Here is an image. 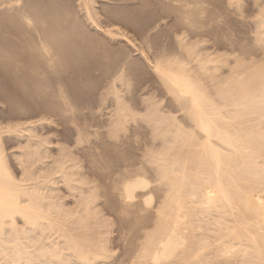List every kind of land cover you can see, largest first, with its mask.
Wrapping results in <instances>:
<instances>
[{
    "label": "bare ground",
    "instance_id": "bare-ground-1",
    "mask_svg": "<svg viewBox=\"0 0 264 264\" xmlns=\"http://www.w3.org/2000/svg\"><path fill=\"white\" fill-rule=\"evenodd\" d=\"M28 1L31 2L32 0H28ZM36 1L40 2V0H36ZM41 1L43 2V0ZM80 1H82L81 4L85 12L83 13V15L85 14L89 23L96 28V30L99 32V35L101 33L103 36L106 35L108 39L109 37L112 38L113 44H115L114 43L115 39L113 40V37L117 39L125 40L127 43H129V45L131 44L132 39L130 40L129 36L128 39V37L120 33L119 30H110V28H107L105 30L104 28H106L107 25L102 29V27H99L100 24L97 25L95 23L96 19L94 20V18L96 17L93 18L92 15V10H95L92 8L93 5H91V2H93L92 0H80ZM27 4L28 3H26L25 0H0V9L6 11L7 12V13L5 12L6 15L9 13L12 16V13H16V15H18V18L20 17V19L24 23L29 25L30 20L32 18L31 14L33 12L30 14L27 12L28 10L30 12V8H31L30 6L34 3L33 1L32 3H29L30 6H28ZM40 4L42 5L41 2L39 3V5ZM226 4L227 6H225L226 8L224 9L225 12L227 9L228 10L227 12H231L236 18L238 16L239 18L244 19V21L248 16V14L245 13L246 11L244 12V7L246 4L250 6L249 9L253 11L252 13L253 15L251 14L252 17L250 16L251 17L250 22L252 23V27H253L252 30L255 37L254 39L257 43V46L260 47L257 48V51L259 49L260 53L258 56L256 55L257 57L255 59L259 58V56L261 55V61L259 60L260 62L256 63L254 60H252V62L250 63V61L246 59L247 61H249V63H247L245 62L246 60L245 61L243 60L247 58L246 56L240 55L245 58L242 57L238 58L237 56L239 55L233 54L234 55L233 56L234 58L232 57V60L234 61L233 65L231 64V67H228L226 69L227 71L226 70L224 71L225 73L221 72V74H226V76L222 75L221 77L219 73L218 74L216 73L219 71L216 70L222 66H225V63H227L228 61L226 60L224 62L223 59H220L221 55H217L218 57H215L214 55L216 54H214L213 55L214 57H212L210 53H206L208 56H206V54L204 53L205 59L202 60V62L199 64V68L202 72L200 71L199 72L201 74L203 73L202 74L203 76L205 74L206 76L212 75L211 73L212 71L209 70V67H213V69L216 71L215 73L217 75H220L216 78L218 79L217 82L210 81V79H212L211 77L205 76V78H203L202 75L201 77H199L202 78L201 79L202 82L204 81L203 84L208 88H205V86H203L201 82L196 81L198 79L197 78L195 79V77L199 76L200 74L199 75L196 74L197 76L195 77L193 76V79L192 76L190 78V74L189 75L187 74L185 67L183 66V64L179 62L170 61L166 59L165 62H161V61L160 63L152 62L155 63L153 69L156 75L159 76L157 78L161 79L162 81L161 83H163V85L166 86L167 90L171 93V95L173 94L175 96L174 99H177L182 103V104L178 103L182 106V107L179 106L178 108H180L181 111L185 110L186 113H184L183 111L182 114L186 115L183 116H185L184 118L187 117L189 122L187 121L188 125H184V124L180 125V122L178 124V122L176 121L177 118L171 119V118H167L168 116L163 117L162 115L164 114L160 113L161 111L160 109H159L160 111L156 109L157 104L155 105V103L152 102L153 101L152 99L150 104H148L150 108L149 107L148 108L149 110L152 109L153 112L152 114L148 112L151 115L150 117L151 119L148 118L149 116L146 117L148 119L147 126L150 125V128H153L154 131H156L152 139L159 141L158 142L159 150L156 151V149H152V146H156V145H152L151 149L148 150L154 151L153 154H155L156 152V155L147 154V152H149L148 150L147 152L144 151L146 152L145 154H147L148 156L151 155L147 159H145L146 160L145 162H147V166L149 167H144L146 165L144 166L141 165L143 163L142 162L141 164L140 163L139 164L140 166L144 167L142 168L143 170L142 169L139 170L138 168L137 171L136 169L137 167H134L135 171H132V173H130L129 171L131 175H125V176H124L125 173L122 175V173L120 174L119 171H117L118 174H116L117 172L115 173L116 174L115 180H111L112 178L110 179L109 178L110 176L108 177V175L107 176L105 175L102 179H100L99 183H96L97 181L96 179L89 181L88 175L86 176V174H83V172H81L82 166L79 165L81 166L79 167L76 162L74 165L73 163L74 161H72L68 157V154H65V152L61 151L60 152L61 157L59 156L60 158L57 156L58 159L53 160L51 163L50 161H47L50 164L49 165L46 164L47 166L45 165V167L42 166V168H39L36 173V170H34V168H31L30 163L37 161L38 162L44 161L43 160L44 158L42 159L43 156V150H41L42 144L37 141H35L37 142L35 144H31L30 142L26 143L23 141L24 143H26V147H25L26 150L23 148V150L25 151L23 152L22 150L17 151L21 153L20 157H22V160L19 163L22 168L23 176L20 181H15V179L10 174L8 167L6 165L5 162L6 156L4 157L3 155V149L1 150L0 148V264H264V0H227ZM33 6L35 10V5H32V8ZM40 7L41 9L43 8L42 6ZM38 10L41 11L40 8H38ZM38 13L40 14V12ZM205 13L207 14L208 12ZM1 14H3V12ZM1 14H0V18L4 16V15L2 16ZM28 14L31 15L30 18ZM55 14H57V12ZM245 14L247 15L246 17ZM201 15H205V14H201ZM55 16L57 17V15ZM34 17L36 16H33V18ZM208 17L209 16H207V19ZM218 17L220 16H217L215 19L219 21ZM16 18L13 20V16H12V21H16L18 19ZM74 18H76V15ZM42 19L43 18H41L40 20ZM70 19H72V17ZM193 20L194 18L191 17V14L190 17L188 16L185 18V22L188 23H194L195 21ZM18 21L19 20H17V22ZM35 21L38 22L39 19ZM99 22L100 21H98V23ZM64 23L65 22H63V24ZM31 24H33V22ZM31 24L29 25L28 28H31L30 26H33ZM23 25L22 27H25V24ZM54 26L55 25H53V27ZM22 29H23L22 31H24V28ZM73 29L71 28L72 30L71 33L72 35L75 34V36L73 37H77L76 32H74L73 34L74 31ZM46 31H48L47 28ZM35 33L37 34V32ZM48 35H50V33ZM38 36L39 34H37V39L39 40H37V43H35L36 47L34 48L29 47V48H31L32 50L34 49L36 51L34 52L33 50L34 52L33 57L35 56L34 54H38V56L41 58L40 62L38 61L37 58L36 62H38V64H40L41 61H43L42 63L46 68L52 69L53 60H54L53 58L58 53L56 54L55 52V54H53L50 46L56 40V37L49 36V38L52 37H53L52 39L55 38V40L50 39L53 42L51 41L50 42L51 45L49 46L48 41L47 43ZM61 36L57 38L60 39L59 41L56 40L58 41V43L62 41V38L64 37L63 36L61 38ZM82 36L84 35L82 34ZM86 36L83 38L85 39ZM67 37H65L64 39H66ZM98 38L102 39L100 38V36ZM67 39L68 41L65 40L66 42L63 40L66 43V45H68L67 42H69V37ZM74 39L76 43L77 41H79L78 43L79 45L81 40H79V38L78 40H76V38ZM56 41L54 43L57 44ZM94 41L95 39L93 40V42ZM118 42L119 41H117L116 43ZM54 43L53 45L55 47L56 44ZM98 43H100L99 40ZM71 44L73 45V47H71L72 46ZM71 44L70 47L74 48L75 44L73 39ZM60 45L61 44L59 43V46ZM66 45H64L66 49L62 46L65 49V51L63 49L62 50L68 53L66 51L68 49L69 53H71V51L69 50V46ZM95 45H97V43ZM24 46L26 45L24 44ZM79 46H77V48ZM99 46L100 45H98V47ZM135 46L133 47V49L136 48ZM14 48L16 47L14 46ZM83 48H85L84 44H83ZM194 48L196 50V48L198 47L195 46ZM24 49L25 48H23V50ZM57 49L55 48V51H57ZM74 49H72V52L74 51ZM188 49L192 50V48H188ZM59 50L62 52L61 49ZM199 50L200 49H198V51ZM25 51L27 52L28 48L27 50L25 49ZM192 51H194V49ZM234 51L233 52L236 53L237 49H235ZM74 52L76 53V51ZM107 52L109 51L107 50ZM198 53H199L198 55H203V53L201 54L200 51ZM80 54L82 53L80 52ZM140 54L142 56V53ZM240 54H245V53H240ZM16 55L18 54L16 53L15 56ZM193 55L195 56L197 54L194 53ZM193 55L191 54V57L193 58L198 57V55L195 57ZM15 56L13 57V59H15ZM222 56H226V55L223 54ZM250 56H251L250 60L254 59V56L252 55ZM226 57L229 58L230 56L227 55ZM3 58L6 57H2V59ZM8 59L10 61L13 60L7 58V60ZM16 60L18 59H15V62ZM8 61H6V64H8L7 63ZM20 61L22 62V59ZM253 61L255 63H253ZM12 62H10L11 63L10 68L12 64L15 63ZM42 63L41 65H43ZM226 65H230L229 62ZM22 66L24 67V65ZM57 66L58 65H56L55 68H57ZM63 66L65 65L63 64ZM20 67L21 66H19V68ZM23 67L22 69L21 68L19 69L17 67V69L24 71L25 69H23ZM224 68H226V66ZM14 69L16 68H13V71ZM50 69L48 70L50 71ZM207 70L210 71L209 73L211 74L207 73L208 72ZM119 73H121V69ZM47 75L48 74H46V76ZM25 77H28V75ZM206 78L209 80L208 81L209 84L211 83V86L205 84V82L208 83ZM44 79L42 78V80ZM43 84L45 86L46 83ZM40 91L41 90H39V93H41ZM39 95L41 96L43 95V93ZM112 98H114L115 100V97ZM66 100H64V102ZM118 100H116V103L118 102ZM121 101L119 103L122 104L123 101L122 102ZM68 104L67 106H70ZM122 105L121 106L119 105V109L117 108V106L115 108L120 110L119 111L120 116L124 117L125 115L126 117L127 110L125 112V109L123 108ZM127 108L129 110V107ZM162 112H164V110ZM122 119L120 118L121 121H114L113 123L110 122L109 123L111 124V127L113 126V128L124 129L125 122ZM9 127L11 128V126ZM30 128L32 130L33 127ZM13 135L15 134H12V136ZM151 136H153V134ZM38 139L39 138H37V140ZM46 142L47 141H45V143ZM76 143H77L76 145H79L78 144L79 141ZM146 147L148 148L149 146ZM153 148H157V146ZM47 156L48 155L43 157H47ZM141 157H143V154ZM16 158H18V154ZM125 158L127 159V157ZM127 160L130 159L128 158ZM90 163L91 164L88 165V167L93 168L94 162L93 163L90 162ZM136 164L137 163L133 164L132 166H135ZM132 166H130L128 169L126 168V170L124 168V171H127L126 174L128 173L129 169L131 170ZM107 168L109 167L107 166ZM145 168H148L150 171L148 169L146 170ZM144 169L150 172L148 176L149 175L151 176V174L153 173V176L149 177V178L153 177L152 178L153 180H150L148 178V176L146 175L147 172L145 173ZM84 170L86 171V169ZM132 170L134 169L132 168ZM92 172L91 175L94 174ZM120 172L122 171L120 170ZM39 173L45 174L44 176H42L43 178L39 176L37 177ZM52 173L58 175V177L54 179L57 180L58 178L59 179L58 181L61 182L59 184L65 185V187L69 191L68 195L74 197L73 193H75L74 211H72V209L70 210V207L68 209L63 205L62 201L64 198L61 199L62 197L61 198L59 196L57 197L56 194H59V191L58 192L56 190L54 191V189L56 188L52 189L51 186L49 185L51 179L50 181H48L46 178ZM115 174H113L114 177ZM51 176L48 178H51ZM89 177L91 176L89 175ZM39 178H41L42 181H37L40 180ZM55 182H53V184ZM56 184H54V187L55 186L58 187ZM59 187L62 189L63 186L62 187L59 186ZM60 188L58 190H60ZM100 190H102L101 194L99 193L101 192ZM53 191L56 192V194L53 193ZM65 193L64 195L66 196ZM107 196H110L112 200L113 197H116V200L119 201V203L117 201V204L119 205L114 204L117 206V207L115 206L116 209L119 206L118 211L117 212L115 211V214L117 213L118 214L117 216L114 217L116 219V217H118L119 215V218L117 219L118 221L114 219H110V222L114 220L117 221V223L119 222L120 219L122 224L121 225L119 222L120 225L119 231H122L121 232L122 234L119 231H117V229L119 228H116L117 231L116 234L118 235L119 233L120 235H122L120 236V238L118 237L116 238H118V242H122V244L121 243L118 244L116 241L114 242L116 243V245L118 244L117 245L118 247L119 245H121L120 247H123L121 248L123 252L121 251L122 255H120V257L118 256V260L116 258V261L113 260V255H112V251L115 247L113 246V249H111L112 245L110 243L111 240L109 239L110 236L113 237L116 235H109L113 231V230L111 231V228H109L110 223L109 226L107 227V224L105 222L106 218L104 217L105 218L104 220L101 218L103 215L105 216L106 212L102 211L105 213L102 214L101 212L102 215H99L100 211H97L99 208L98 207L99 198L101 199L104 198V202L109 199L108 203H110V198L108 197V199H106ZM68 197H65V199ZM114 200L110 204L116 203L114 202ZM64 204L66 205V203ZM102 204H103L102 205L103 208L105 203L102 202ZM108 206L111 207L113 205H108ZM71 208H73V206ZM111 209L113 208L111 207ZM111 223L113 224V222ZM117 226L115 225L114 228ZM123 228L126 230V232L123 231ZM116 231H114L113 233H115ZM51 236L54 237L50 238ZM113 253L115 256V252Z\"/></svg>",
    "mask_w": 264,
    "mask_h": 264
},
{
    "label": "rangeland",
    "instance_id": "rangeland-1",
    "mask_svg": "<svg viewBox=\"0 0 264 264\" xmlns=\"http://www.w3.org/2000/svg\"><path fill=\"white\" fill-rule=\"evenodd\" d=\"M32 1L34 3L32 5H35V10H34V6L32 8V5L31 6L29 5V3H32ZM32 1L29 2L28 0L27 1L25 0V2L28 3L27 5L31 7L30 12L28 10L27 13H29V14L32 12L34 13V14L33 13L31 14L32 16L28 14L29 18L31 16L32 17L31 20L33 19L32 21L30 20V23H29V25H30L33 22V24H31L33 26H30L31 28H28L29 25L24 23L20 19V17L18 18V15H16V13H12L13 20L17 17L18 19L17 18L16 19L19 20L18 21L19 23L17 22V20L12 21L11 14L8 13L6 15L7 12L0 9V10H2V11H0V14L3 12V14H1L2 16L6 12L5 15L2 18H0V46L2 45L0 47V52L1 51L3 52V53L2 52L0 53V57H1L0 58V93H1L0 94V125H1L0 126V128H1L0 129V135L1 134L3 135V136L2 135L0 136L1 137L0 138V145H1L0 148H1V150L3 149V155H4V157L6 156V159H5L6 165L8 167L10 174L15 179V181H20L22 176H23L22 175V168H21L20 163H19L22 160V157H20L21 153H19L17 151H19V150H22V152L25 151L26 150L25 147H26L27 142H30L31 144H35L37 142H40L42 144L41 150H43V156L48 155L47 157L42 156V159L44 158L43 159L44 161H40V162L37 161V162H31L30 163L31 168H34V170H36V173H37V170L39 168H42V166L45 167L46 164L49 165L53 160H55V159L57 160L59 156L61 157V154H60L61 151L65 152V154H68V157L72 161H74L73 162L74 165L76 162L78 164V166L79 165L82 166V171H81V169H80V171L83 172V174H86V176L88 175L89 181L96 179L98 181L97 182L95 180L96 183H99L100 179H102L105 175L106 176L108 175V177L110 176L109 178L110 179L112 178L111 180H115L116 174H118L117 171H119L120 174L122 173V175L125 173L124 174V176H125V175H131L130 173H132V171H135L134 167H137L136 168L137 171H138V168L140 170L144 167H149V166H147V162H145L146 161L145 159H147L151 155L148 156L147 154L156 155V152H155V154H153L154 151H152V150L150 151L148 149H151L152 145H156L157 148H153L156 146H152V149H156V151L159 150L158 149V145H159L158 142L159 141L152 139L154 137V133H156V131H154L153 128H150V125L147 126L148 125L147 124L148 119L146 117L149 116L148 118L151 119L150 118L151 115L149 113L152 114V112H153L152 109L149 110L150 106L148 105V104H150L152 99H153L152 102H154L155 105L157 104L156 109L157 110L160 109L161 110V111L159 110L160 113L164 114V115H162L163 117L168 116L167 118H171V119L177 118L176 121L178 122V124L180 122V125L181 124L188 125L187 117L184 118L186 115L182 114L183 111H184V113H186L185 110L182 109L183 111H181L180 108H178L179 106H181L180 104H182V103L180 101H178L177 99H174L175 96L173 94L171 95V93L167 90L166 86L163 85V83H161L162 82L161 79L157 78L159 76L156 75V73L153 69V66L155 63H157V62L160 63V61L165 62L166 60L179 62V63L183 64V66L186 69L187 74L188 75L190 74V78L192 76V79H193V76L195 77V76L200 74L199 76L195 77V79L197 78L198 80H196V81H199V82H201V84H203L204 81L202 82V80H201L202 78H199L203 74V73L202 74L200 73L202 71L199 68V64L202 62V60L205 59L204 53L205 54L210 53V55L212 57H214V56L218 57L217 55H221V58L220 57L219 58L223 59L224 62L227 60L230 64V65H226L228 62L225 63L226 68H224L225 66L220 67L219 69L216 70L219 72H216L213 69V67H209V70L212 71L211 72L212 75L206 76V74H205L204 76L202 75V77L203 78H205V76L211 77L212 79H210V81H213V82H217L218 79H216V78L220 75H221V77H222V75L226 76V74H221V72H224L228 67H231V64L233 65V62H234L232 60V57L234 56L233 54L239 55V56H237L238 58H240V57L245 58L243 56H246L247 58H245L243 60L245 61L247 59L250 61V63L252 62V60H254L256 63H259L261 61V55L259 56V58L255 59L260 53L259 49L257 51V48H260V47L257 46V43L254 39L255 37H254L253 30H252L253 27H252V23L250 22L251 17L253 15L252 14L253 11H251V9H249L250 6H248L247 4L244 7V12L246 11L245 13L248 14V16L245 14V17L246 16L247 17L244 21V19H241L238 16L236 18L231 12H227L228 11L227 9L225 12L224 9L226 8L225 6H227V4H226L227 0L226 1L225 0H173V1L172 0H167V1L166 0H117V1L116 0H97V1L92 0L93 2H91V5H93L92 8L95 9V10H92V15H93V18L96 17V18H94V20L96 19L95 23L97 25L98 24L103 25V26L99 25V27H102V29H103V27H106V25H107V27L104 28L105 30L107 28H110V30H119L120 33L126 35L127 37L129 36L130 40L132 39L131 44L129 45V43H127L125 40L117 39L114 37H113V40L115 39L114 40L115 44H113L112 38L109 37V39H108V37L106 35H104L105 36V38H104V36L101 33L99 35V32L96 30V28L89 23L85 14L83 15V13H85V12H84L82 4H81L82 1H80V0H78V1L77 0H43V2L40 0L42 5L41 4L39 5V3H40L39 1H36V0H32ZM40 6H42L44 8V9L42 8L43 11H42ZM63 6H65V7H63ZM37 7L40 8L41 11H39ZM96 7H98V8H96ZM66 10H68V11H66ZM205 10H207V11H205ZM95 11H96V13H95ZM38 12H40V14ZM54 12L55 13L57 12V14H55ZM79 12H81L82 14ZM205 12H208V13L206 14ZM192 13H194V14H192ZM190 14H191V17L194 18V20H193V21H195L194 23L185 22V18L188 16L190 17ZM201 14H205V15H201ZM55 15H57V17ZM75 15H76V18H74ZM96 15H98V16H96ZM200 15L202 17L203 16H205V17L202 18ZM9 16H11V17H9ZM33 16H36V17H34L35 19L33 18ZM207 16H209L208 19H207ZM217 16H220V17H218L219 21L217 19H215ZM71 17H72V19H70ZM41 18H43V19L40 20ZM38 19H39L38 22L35 21ZM198 19H200V20H198ZM236 20H237V22H236ZM41 21H42V23H41ZM98 21H100L101 23L100 22L98 23ZM207 21H209V22H207ZM22 22H23V24H25V27H22V25H23ZM63 22H65V23L63 24ZM34 23H35V25H34ZM55 23H57L58 25ZM85 24H86V26H85ZM36 25H38V26H36ZM42 25H43V27H42ZM53 25H55V26L53 27ZM70 27L72 29L76 27L75 29H73L74 30L73 34H74V32H76L77 37H73V36H75V34L72 35V33H71L72 30ZM22 28H24V31H22L23 30ZM46 28L48 31H46ZM111 28H113V29H111ZM84 29H86V30H84ZM40 31H42V32H40ZM79 31H80V33H79ZM95 31L98 34H96ZM35 32H37V34H39V36H38L39 38L43 39L46 42L48 41L49 46L51 45L50 42L52 40H55V38L52 39L53 37H56V40H58V41L60 39H57V38L60 37L62 34L63 35L61 36V38L64 36L62 38V41L63 40L68 41L67 38L69 37V42H67L68 45H66V43H65L66 41L65 42L60 41L59 43L61 44L60 46L61 47L63 46L64 48H65L64 45L69 46V50L71 51V53H69L68 49L66 50L68 53L64 52L66 48L65 49L63 47L61 48L59 46L58 41L55 40L58 45L56 43H54L55 41L54 42L52 41L56 45L54 47V45L52 43L50 48L52 49L53 54H55V52H56V54L57 53L58 54L55 55L53 58L55 61L53 60L52 69L46 68L44 66V64L42 63L43 61H41V63L43 65H41V63L38 64V62H36L37 58H38L39 62H40L41 58L38 56V54H34L35 56L33 57V53L36 51L33 49L34 50V52H33V50L31 49V48L36 47L35 43H37V40H39V39H37V34ZM49 33H50V35H48ZM40 34H41V36H40ZM82 34L84 36H82ZM67 35H68V37H67ZM69 35H72V36H69ZM4 36H6V37H4ZM43 36H46L47 38L43 37ZM49 36H53V37L49 38ZM85 36H86V38H85L86 40L83 38ZM99 36L102 39H99L98 38ZM12 37H13V40H12ZM29 37H31V38H29ZM65 37H67V38L64 39ZM70 37H73V38H70ZM129 37H128V39H129ZM2 38L5 40H3ZM74 38H76V40H78V38H79V40H81L80 44L82 46L80 44H79L80 45L79 46L78 45L79 41H77V43H76ZM31 39H32V41H31ZM50 39H52V40H50ZM70 39H71V42L73 39L74 44L76 43L77 46H79L80 48L79 47L77 48L76 44H75L74 48L76 47L75 49H77V50H75L74 48H71V47H73V45H72L73 43L71 44ZM94 39H95V41L93 42ZM106 39H108V40H106ZM98 40L100 43H98ZM105 40H106V42H105ZM120 40L122 42L123 41H125V42L122 43ZM103 41H104V44H103ZM107 41H110V42H107ZM117 41H119V42L116 43ZM90 42H91V44H90ZM30 43H32L33 46ZM63 43H65V44H63ZM82 43L84 44L86 49L83 48ZM85 43H87V44H85ZM96 43H97V45H95ZM16 44L17 45L19 44V45L17 46ZM24 44L26 46H24ZM98 45H100V46L98 47ZM14 46L16 48H14ZM56 46H59L60 48L56 47ZM87 46L88 47L93 46V47L88 48ZM134 46L136 48L133 49ZM193 46L198 47V48H196L197 51L195 50V48ZM29 47H31V48H29ZM23 48H25L26 50L28 48L29 53H28V51L26 52L25 49L23 50ZM55 48L56 49L58 48L57 51H59V52L55 51ZM188 48H192V50L194 49V51H192L191 49H190L191 50L190 51ZM59 49H61V50L63 49L64 51L62 50V52H61ZM72 49H74V51H76V53L73 51L75 54L72 52ZM198 49H200L199 51L201 54L203 53V55H198L199 54ZM235 49H237L236 53H234ZM107 50L109 52H107ZM14 52H15V54L17 53L19 56L18 55L15 56ZM80 52L82 54H80ZM90 52H91V54H90ZM191 52L196 53L198 55V57H195L197 55L194 56L193 55L194 53H191ZM140 53H142L143 58H142ZM190 53L195 58H197L199 60L191 57ZM240 53H245V54H240ZM214 54H216V55H214ZM223 54L226 56L228 55L230 57L228 58L226 56H222ZM240 55H243V56H240ZM250 55L254 56V59L250 60V58H251ZM14 56H15V59H18V60H16V62H15V59H13ZM187 56H189V57H187ZM206 56H208V55L206 54ZM2 57H6V58L2 59ZM57 57H59V58H57ZM199 57H201L202 59ZM222 57H224V58H222ZM7 58L14 60V61L13 60L12 61L15 63H13L12 61H10L8 59L10 62L13 63L12 64L13 67L11 66V68H10L11 63L7 60ZM191 58H193V59H191ZM4 59H6V60H4ZM21 59H22V62L20 61ZM247 60L245 62L249 63V61H247ZM6 61H8L7 63L9 65L6 64ZM31 61L35 64H38V65L33 64ZM254 61H253V63H255ZM150 62L151 63L155 62V63L151 64ZM63 64L65 66H63ZM149 64H151V65H149ZM195 64H197V65H195ZM3 65H5V66H3ZM22 65H24V67ZM56 65H58L57 68H55ZM19 66H21L20 67L21 69L23 67V69H25V70L24 71L19 70L20 69ZM60 66H62V67H60ZM150 66H152V67H150ZM4 67H5V70H4ZM17 67L19 69H17ZM64 67L66 68V70ZM13 68H16V69H14V71H13ZM43 68H45V69H43ZM222 68H224V69H222ZM48 69H50V71ZM120 69H121L122 74L119 73ZM191 69H192V71H191ZM16 70H17V72H16ZM43 70H45V71H43ZM61 70H62V72H65L66 74L62 73ZM210 71H208L207 73H209ZM44 72H45V74H44ZM215 72L217 74L219 73L220 75H217ZM211 73H209V74H211ZM46 74H48V75L46 76ZM27 75H28V77H25ZM33 75H35V76H33ZM42 78L43 79L45 78V79L42 80ZM119 78H120V80H119ZM208 81L209 80L207 79V82ZM43 83H46L45 86ZM205 84H207L208 86L209 85L211 86V83L209 84V82L208 83L205 82ZM203 86H205V85L203 84ZM43 88H45V89H43ZM205 88H208V87L205 86ZM210 88H212V87H210ZM36 89H38V90H36ZM39 90H41L40 91L41 93H39ZM42 91H44V92H42ZM118 91H120V92H118ZM163 92L164 93L166 92V93L164 94ZM42 93H43V95L40 96L39 94H42ZM112 97H115V100ZM117 97H119V98H117ZM59 98H60V100H59ZM143 99H145V100H143ZM64 100H66L67 102L65 101L66 102L65 103ZM116 100H118L117 103H116ZM62 101H63V103H62ZM114 101H115V103H114ZM120 101L122 102V104L127 105V106H124L121 103H119ZM142 102H143V104H142ZM160 102H162V103H160ZM170 102H171V104H170ZM178 103H180V104H178ZM67 104L70 105L71 107L67 106ZM119 105L123 106V108L125 109V112L127 110V112H126L127 118L124 115L126 121H125L123 116L119 115V111H120V110H118ZM158 105H159V107H158ZM116 106L118 109L115 108ZM127 107H129L130 111L128 110ZM64 108H65V110H64ZM163 110H164V112H162ZM75 111H77V112H75ZM97 112H99V113H97ZM100 113H101V115H100ZM183 115H185V116H183ZM137 116L138 117L140 116L141 118L140 117L138 118ZM122 117H123V119H122ZM120 118L122 120H124V122H125L124 123L125 124L124 129L113 128V126L111 127L110 123H113L114 121H121ZM112 119H113V121H112ZM39 121L41 124L39 123ZM32 123H34V124H32ZM133 123H134V125H133ZM184 125H182V126H184ZM9 126H11V128ZM28 127L29 128L33 127V128L31 130V128L29 129ZM75 128L77 129V132H76ZM5 129H6V131H5ZM123 131H125V132H123ZM6 132H8V133H6ZM12 134H15V135L12 136ZM113 134H114V136H113ZM149 134H150V136H149ZM152 134H153V136H151ZM79 136H81V137H79ZM124 136H125V138H124ZM37 138H39V139L37 140ZM76 138H77V140H76ZM43 139H45V140H43ZM96 139H98V140H96ZM23 141L26 143H24ZM35 141H37V142H35ZM45 141H47V142L45 143ZM78 141H79L78 144L80 146L76 145L77 144L76 142H78ZM133 141L136 143H134ZM22 143H24L25 145ZM84 143H86V144H84ZM133 144H135L136 146ZM121 145H122V147H121ZM146 146H149L150 148L149 147L147 148ZM98 147H100V148H98ZM15 148H17V149H15ZM23 148L25 150H23ZM147 150L150 153L147 152ZM105 151H107V152H105ZM144 151H146L147 154H145L146 152H144ZM17 154H18V158H16ZM72 154H73V156H72ZM84 154H86V155H84ZM89 154H91V155H89ZM142 154H143V157H141ZM12 155H14V156H12ZM70 155L72 157H75V158H72ZM90 156H92L93 158ZM94 157H96V158H94ZM125 157H127V159L129 158L130 160H127ZM90 158L94 161H92ZM143 159H144V161H143ZM47 161H50V163H48ZM89 161L92 163L94 162L96 167L94 164H93V168L88 167V165L91 164ZM135 163H137L136 164L137 166L136 165L132 166ZM139 163L140 164L142 163L141 165H143V166L146 165V166H144V167L140 166ZM103 164L104 165L106 164L105 167ZM81 166H79V167H81ZM107 166L109 168H107ZM130 166H132L131 170L129 169L128 173L126 174L127 171H124V168L126 170V168L128 169ZM105 168H106V170H105ZM132 168L134 170H132ZM84 169H86V171L90 170L92 173H94L93 174L94 176L91 175L90 171H89L90 172L89 173V172H86ZM145 169L147 170L148 168H145ZM145 169H144V171H145V173L147 172L146 175L148 176V174H150V172H149L150 170L148 169L149 171H146ZM120 170L122 172H120ZM94 171H97L98 173L94 172ZM129 171H130V173H129ZM99 172H100V174H99ZM113 174H115V177ZM44 175H45L44 173H39L37 175V177L38 176L42 177ZM89 175L93 178L89 177ZM50 176H51V178H48ZM151 176H153V173L151 174ZM151 176L149 175L148 178ZM48 177L46 178L48 181H50V179H51V181L53 180L52 183H51V181L49 182V185L51 186V188L52 189L56 188V189H54V191L55 190L57 192L59 191V194H56V192H54V191H53V193H55L57 195V197L58 196L60 198L62 197L61 199L64 198L63 201L61 200L63 205L68 209L70 207V210L72 209V211H74L75 210V193H73L74 197L73 196L71 197L70 195H68L69 191L65 187V185L59 184L61 182L58 181L59 180L58 178H57V180L54 179V178L58 177L57 174L52 173ZM152 178H149V179L153 180ZM39 179L40 180H37V181H42L41 178H39ZM95 181H94V183H95ZM53 182H55L54 184L58 183L59 185L56 184L58 187H56V186L54 187ZM52 184H53V186H52ZM59 186H61V187L63 186L64 188L62 187V189H61ZM59 188H60V190H58ZM65 191H66V193H65ZM100 191L101 192H99V193L101 194L102 190H100ZM64 193L66 194V196L64 195ZM65 197H68V198L65 199ZM108 197L110 198V203L114 199L116 200V197H113V200H112L110 196H107L106 199H108ZM100 199L101 198H99V200H98V204H99L98 207L99 208L97 211H100V213L98 212L99 215H102L106 212L105 216L103 215L101 218L103 220L105 218L107 219V220L105 219L107 227L109 226V223H110L109 228H111V231L112 230L113 231L109 235H116L113 237L112 236L109 237V239L111 240L110 243L112 245V246L110 245L112 247L111 249H113V246L115 247L112 251V255H113V260L116 261V258L118 260V256L120 257V255H122V252H123L121 250V248H123V247H120L121 245H119L120 248L117 246L120 243L122 244V242H118V238H120V236H122V235H120L119 233H118V235L116 234L117 231L120 230L119 222L121 224V221L119 219V222L117 223V221H118L117 219L119 218V215H118V217H116V219L114 218L118 214V213L115 214V211L116 212L118 211L119 206L116 209L117 206L114 205V204H117L118 200H116V201L114 200V202H116V203L110 204V203H108L109 199L108 200L105 199L107 202L106 201L104 202V198L101 200ZM100 201L105 203V205L103 207L104 209L106 208L105 210L102 208L103 204ZM64 203H66V205ZM106 203H108V204H106ZM118 203H119V201H118ZM108 205H113V206H111L113 209H111V207ZM117 205H119V204H117ZM72 206H73V208H71ZM100 206H101V208H100ZM107 208H109V209H107ZM114 209H116V210H114ZM109 210H110V212H109ZM102 211H105V212H102ZM111 211H114V212H111ZM101 212H102V214H101ZM110 213H112V214H110ZM110 219H114L117 221L112 220L111 222H113V224H114L113 225L110 222ZM115 222H116V224H115ZM115 225L116 226L118 225V226L114 228ZM123 226H124V224H123ZM123 226H121V227H123ZM116 228H119V229H117V231H116ZM124 228H125V226H124ZM124 228H123V231L126 232V230ZM121 230H122V228H121ZM114 231H116V232L113 233ZM119 232L121 233L122 231H119ZM53 237L51 236L50 238H53ZM116 237H118V238H116ZM111 238L113 239V241ZM114 241H116L118 244L116 245V243ZM113 243H114V245H113ZM113 252H115V256H114Z\"/></svg>",
    "mask_w": 264,
    "mask_h": 264
}]
</instances>
